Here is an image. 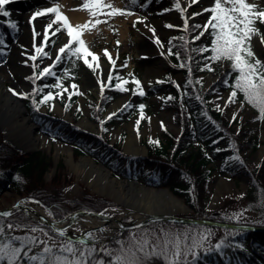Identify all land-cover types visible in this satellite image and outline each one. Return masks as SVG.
Masks as SVG:
<instances>
[{
  "label": "rangeland",
  "instance_id": "rangeland-1",
  "mask_svg": "<svg viewBox=\"0 0 264 264\" xmlns=\"http://www.w3.org/2000/svg\"><path fill=\"white\" fill-rule=\"evenodd\" d=\"M83 2L84 0H8L3 6L9 15L5 16L3 13L0 14V29L5 32L3 35L4 44L0 45L1 80L11 92H13L12 89H16L18 92H29L33 88L30 78L31 74L35 70L41 72L44 67L55 61L53 67L48 72V81L44 82L43 92V95L49 91L53 92L54 98L44 103L41 106V111H50L53 116L65 119L64 121L67 122H71L73 119L72 115L77 114L79 115L77 126L81 129L85 128L89 133L96 135L99 133L101 136L108 138L110 142L111 140L114 141V143H119L120 138L123 137V153L125 155L142 157L143 150L140 152L131 151V143H139L142 148L146 141L154 143L159 139L165 140L164 128H167L174 134L179 131V127L174 121L173 113L163 107L164 94L156 90L153 85L169 73L175 82L181 83V73H174V70L178 69V67L170 53L169 38L176 32L175 27H182L185 22V17L187 18V23H205L210 12L201 11V9L206 8L211 0H195L193 3H189V0H111L113 6L130 9L131 14L101 16V22L99 24L84 30L82 33V38L86 41L87 46L99 56L100 66L98 68L89 67L79 59L73 58L72 55L65 56L61 60H55V51L66 42V30L60 28L62 21H56L54 19V13H41L34 17L32 16L33 12H37L44 7H51L55 4L69 18V21L70 17L67 15V12L78 13L80 16L84 15L85 18L82 21H77L76 24L90 23L96 17H90L88 10L80 7ZM177 2L184 8L183 15L178 8L174 7V4ZM248 2H260L261 5H264V0H248ZM193 12L198 13V15L193 16ZM137 17L141 19H137ZM7 19L11 20V26L14 27V30H10L4 25ZM50 24L51 27L46 28ZM170 24L173 27H169L168 25ZM153 28L155 32L152 31ZM260 28L263 30L261 36H264V27L260 25ZM33 29L36 33L35 36H33ZM45 30L48 33L47 41L44 40ZM198 32L190 33L189 35L193 36ZM261 36L253 37L251 44L258 54V57L264 60V42H261ZM156 37H159L161 43L156 42ZM40 45H43V51H47L50 55L45 57L41 53L33 61L31 56L36 55L35 47ZM105 48L108 49L111 55V61L108 55H105L103 52ZM258 50L261 51L259 52ZM60 56L62 57L63 53H60ZM168 59L173 60L172 63L164 65L163 61ZM209 63L213 70L206 68V71L199 75L201 86L204 91L213 87L212 92L208 96L209 101L214 107L224 109L228 122L231 124L235 134H239L240 129H242L239 123L243 122V126L250 129V131L247 133L240 132V136L245 140L251 133L260 142V147L256 151H252L249 148L242 150V155L248 158L251 164L257 165L264 158V121L262 122L257 117V114L250 106L240 101L237 94L230 101L228 97L232 89L217 85L219 81L218 70L231 66V63L225 60H218L215 62H207L206 64ZM154 67L158 70L157 76L145 80L148 70H152ZM111 70L117 71L123 83L126 81V89L115 93L110 103L124 99V104L120 109L125 108V112L123 116H120L121 118L115 117L114 120L103 121L100 132L96 127L93 130L88 129L84 127L82 121L89 114V119L94 122L93 113L89 105L92 101L98 99L99 91L106 87L109 79L108 73ZM133 77L141 81L140 88L143 89V94H141L139 89V91H136L135 87L132 88V84H135ZM128 78L131 80L130 82ZM73 83L76 87H73ZM101 84L104 85L103 88H101ZM56 85L60 86L56 87ZM74 92L78 93L79 97L76 103L67 110L65 108L66 96ZM19 97L22 99V96ZM24 104L26 105L25 101ZM58 104L64 107V111L59 109ZM141 104L145 105L143 110L139 107ZM141 111L144 113L143 116L140 115ZM233 113H235V116H233ZM28 118L30 119V117ZM138 119L140 122L137 125L136 121ZM6 122H4L3 126L0 125L3 130L7 129ZM34 125L36 128L39 127L36 124ZM37 130L40 129L38 128ZM14 132L19 134L20 129ZM0 134L1 137L3 136L5 138L6 132L0 129ZM41 134L44 133L41 132ZM52 141L53 143L57 141L63 142L60 139H53ZM63 143L73 148L70 143ZM194 143L198 146L197 141ZM40 151L43 152L42 154L44 156L51 157L54 155L53 150L48 151L46 148H41ZM66 158L67 156L65 154H61L57 160L58 163L63 164V171L72 175L73 182L63 188L62 195L65 198L81 197L85 194L86 190L89 192L91 190L84 182H78L74 173L69 172L67 166H65L66 163L64 160ZM73 158L74 161H77L79 158L75 150ZM211 166L212 173L208 184L210 194L208 211L215 213L220 207L222 208L227 198H234V201H232L229 207L223 209L224 212H228L233 216L238 213L240 218L255 219L257 214L248 211L245 202L241 201L246 194L248 181L246 179L237 180L230 178L226 170L222 167L221 161L216 160ZM113 170L116 175L123 174L119 167L116 169L113 168ZM55 172L56 167L54 170L51 169L47 172L46 178L48 182L55 175ZM23 198L13 191H5L0 195V209L7 208L13 205L18 199ZM24 199L41 205L49 215V210L38 201ZM111 210L118 212L119 208H112ZM178 214L189 215L191 211L180 210ZM50 216L53 217V215ZM150 226L131 230L130 235L127 236H124V233L127 232L125 231L119 236L112 237L116 242V247L112 249L119 250L120 245L117 242L121 240L124 241V248H128L129 245L136 247V241L141 240L145 236L149 238V244L146 246V250L150 249L152 244L157 243L158 236L163 240L165 233L171 236H169V239H174L173 234H179L182 241L185 233H187L190 239L187 240L189 245L192 243L193 237L197 238L198 236V233L192 228L175 229L161 226L152 229ZM88 228L92 227L76 224L70 228L69 232H82L84 234V230ZM91 231L94 236L100 239L94 241L90 237H87L90 245L95 244V247L100 248L108 244V241L104 240L107 237L104 232L99 231V229H92ZM158 231L164 234H157ZM27 233L33 236H39L42 243L39 247H35L32 243L27 244L24 251L30 250L31 255L40 252L44 247V242H47L49 245H54L56 251H59V245L65 243L67 240L65 238L63 240H56L40 230H31ZM202 233L205 232L202 231ZM0 241L4 242L2 236H0ZM75 246L77 249L82 248L78 242ZM181 248L183 249V244H181ZM140 256L142 260L145 259L143 254H140ZM181 256L183 258V251ZM192 260V256L189 253L188 264L192 263ZM25 261L27 262L26 258Z\"/></svg>",
  "mask_w": 264,
  "mask_h": 264
},
{
  "label": "trees",
  "instance_id": "trees-1",
  "mask_svg": "<svg viewBox=\"0 0 264 264\" xmlns=\"http://www.w3.org/2000/svg\"><path fill=\"white\" fill-rule=\"evenodd\" d=\"M255 5L258 6V10L264 9V6ZM256 23L259 22L254 21V26L257 28ZM194 25L196 24L188 25L187 29H179L170 40L171 53L184 75L182 87H177L172 80L157 87L158 90L165 93L164 107L173 111L174 120L181 126V132L173 134L170 131H165L166 141L147 142L152 166L148 165L144 159L136 157H126L125 159L135 167L137 165L143 167L139 172L142 179L169 187L176 195L184 199L193 211L192 217L200 216L234 224L264 226V159L254 166L241 155V151L245 148L256 151L260 147V142L251 133L245 140L240 136V133L235 134L225 112L209 104L208 95L212 88L203 92L198 75L206 70L204 64L207 60H217L211 59V49L203 52L198 49L207 45L208 41L211 43L212 29L209 27L204 30L199 39L192 40L188 34L196 29ZM259 33L260 29L252 37ZM65 54H67V50ZM73 56L78 58L75 53ZM237 74L238 70L233 68L219 70L217 85L233 88ZM229 79L231 82L225 83ZM118 82V76L114 73L110 81L111 91L115 92L119 89L114 86ZM35 88L36 92L32 91L27 97V107L30 115L44 131L74 144L78 152L92 155L105 162H109L112 156L116 157L115 161L118 160V156L122 155L121 148L109 145L107 138L85 132L74 123L42 114L32 104L33 97L37 101L41 98L42 87L36 85ZM237 94L245 104L255 110L258 118L264 121L259 109L247 101L241 91L237 90ZM111 97V93H103L100 101L92 104L91 109L95 120H98V116L104 111L105 105ZM76 99V94L71 95L68 106L75 103ZM240 125L242 126L241 133L250 131L243 126V123ZM196 139L200 141L199 147L193 145V141ZM235 156H238L239 159H234ZM218 157L221 158L223 168L232 179L248 181L246 195L241 201L245 202L248 211L257 214L255 219L239 217L237 220L235 216L224 212L223 209L229 207L234 198H227L222 208L220 207L215 213L207 210L209 204L208 181L212 173V168L208 165ZM52 166L53 162L50 157L44 156L42 152H19L8 142L3 141L0 134V195L5 190H11L20 196L36 199L53 214L56 220H61L78 210L103 212L115 205L88 190L79 199L64 198L62 190L73 182L72 175L63 171V164L59 163L55 175L48 182L46 174ZM17 224L24 226L17 227ZM0 225H3V232L0 233V236L3 237L5 243L9 238L28 234L27 232L33 230L34 226L37 230L43 229L40 231L49 237L63 240L55 235L50 228L34 222L22 211L8 217L0 216ZM161 226L175 229L192 228L198 233L197 238L202 234V231L208 233L203 242L207 251L204 247L199 248V255L195 258L194 264H264V236L252 230L169 222L154 223L150 228ZM130 233V231L126 232L124 236L130 235ZM157 234L164 233L158 231ZM35 237L40 241L39 236ZM104 240L108 241L104 247H116L114 238H105ZM188 240L190 239L188 238ZM217 241H223L221 249L215 247ZM13 243L15 246H19L18 241L13 240ZM27 244H25V248ZM34 245L39 247L42 243L40 241ZM96 248L99 249V247ZM96 255L97 258L104 256L106 260L110 259L101 252H97ZM2 264H7V261H3ZM25 264H27L26 261ZM145 264H164V261L162 257L153 256L148 258ZM190 264H193V260Z\"/></svg>",
  "mask_w": 264,
  "mask_h": 264
},
{
  "label": "snow or ice",
  "instance_id": "snow-or-ice-1",
  "mask_svg": "<svg viewBox=\"0 0 264 264\" xmlns=\"http://www.w3.org/2000/svg\"><path fill=\"white\" fill-rule=\"evenodd\" d=\"M8 0H0V12L5 16L9 15L7 11L4 10L3 5H5ZM195 0H189V3H193ZM88 10L90 17H96L89 22L83 24L77 23L73 25L69 18L60 10V8L53 4L51 7H44L39 9L37 12H33L32 16L39 15L41 13H54V19L56 21H62L60 28L66 30L65 43H63L57 50L55 54V60L61 59L60 53L67 50L68 54L75 53L78 57L82 58L84 63L89 67L98 68L99 56L96 52L92 51L88 46L86 41L82 38V33L86 29L95 27L101 22V16H115L117 14H131V10L127 8H121L113 6L111 0H84L83 4L80 5ZM174 7L178 8L183 15L184 8L177 2ZM201 11L210 12L207 20L203 24L194 25L195 28L200 29L196 35L191 37L192 40L199 39V36L203 34V30L212 29V39L211 43L200 47L198 50L203 52L207 49L212 51V60L218 59H228L231 62L233 69L238 70V74L235 76V83L232 88V92L228 99L231 101L235 98L237 90L241 91L246 100L256 106L261 117L264 118V61H262L256 53L253 51L251 44V37L254 33L258 32L254 26V21L259 18L261 22H264V9L258 10V6L249 3L248 0H211L206 8L201 9ZM193 16L198 15V13L193 12ZM137 19H141L137 17ZM173 27V25H168ZM185 29L188 28L187 18L185 17V22L182 25ZM51 27V24L46 26ZM58 31V30H57ZM155 32V29H152ZM35 30L33 29V36H35ZM48 33L45 30L44 40L47 41ZM261 42H264V36L260 37ZM156 42L161 43L159 37H156ZM119 43V41H117ZM36 55H32L31 59L34 61L37 59V55L41 53L43 56L47 57L50 54L47 51H43V45L35 47ZM105 55H108L111 61V55L108 49H103ZM27 55V53H26ZM177 55H179L177 53ZM91 57V60L89 59ZM207 59V58H206ZM27 63V61H25ZM53 63H50L39 73L40 76H44L53 67ZM35 67V65H33ZM205 68L213 70L211 64H205ZM35 75V73L33 74ZM54 75V73H53ZM111 73H109V77ZM137 88L143 94V89L140 88L141 81L133 77ZM126 83V81H125ZM225 83H228L226 80ZM60 85H56L59 87ZM101 84V88H103ZM115 87L125 90L123 88V83L118 82L114 85ZM73 87L76 85L73 83ZM179 87V84H177ZM14 94L17 96L28 97V92H18L16 89H12ZM33 93L36 92V88L32 89ZM71 95V93H69ZM54 98V93L49 91L45 93L39 101L34 97L32 98V104L39 109L41 104L46 103ZM54 107V105H52ZM67 104L65 107L67 108ZM141 110L145 105H139ZM109 116L112 113L108 114ZM141 116L144 115L143 111L140 113ZM235 116V113H233ZM107 118V117H105ZM139 119L136 121L139 124ZM102 123V122H101ZM138 132V130H137ZM55 139V137H53ZM159 143V141H156ZM234 159H239L238 156L233 157ZM19 178V177H17ZM243 195V193H241ZM10 210H4L0 212V216H9ZM49 215L52 213L49 211ZM235 218L239 220V214H235ZM17 227H23L24 225H16ZM11 227V225H9ZM36 227H33V231H36ZM43 231V229H40ZM54 231L60 236H65L66 229L64 227H56ZM103 231V229H99ZM163 231V230H161ZM3 232V225H0V233ZM174 239H169V234L165 233L163 240L157 237V243L152 244L151 248L146 250V246L149 244V238L147 236L143 237L141 240L136 241V247L129 245L128 248H124V241H118L120 245L119 250H113L112 248H106L101 246L99 249L95 247V244H89L85 237H90L92 240H98L99 237L93 235L92 231L84 233V236L80 237L78 241H73L70 237L67 238L65 243L59 245V251H56L54 245H49L44 242V247L40 252L35 255L30 254L29 251H24L25 244L27 243H40L35 236L25 234L24 236H16L9 238L5 243L0 241V264L3 261H7V264H25V258L27 264H145V261L150 257L163 258L164 264H188L189 253L193 258V264L195 258L199 255L198 249L201 247L205 248L204 240L206 239L208 233L200 234L199 238L193 237L192 243L189 245L187 243L188 236L187 233L184 235L183 241L181 240L179 234H173ZM13 240L19 242V246H15ZM79 243L82 248L77 249L76 243ZM183 244V249L181 248ZM223 241H217L215 247L221 249ZM243 247V245H240ZM183 251V258L181 253ZM77 252L79 253L77 255ZM104 253L105 256L110 257V259H105L104 256L97 258L96 253ZM140 254L144 255V260L141 259Z\"/></svg>",
  "mask_w": 264,
  "mask_h": 264
},
{
  "label": "water",
  "instance_id": "water-1",
  "mask_svg": "<svg viewBox=\"0 0 264 264\" xmlns=\"http://www.w3.org/2000/svg\"><path fill=\"white\" fill-rule=\"evenodd\" d=\"M1 128V126H0ZM2 129V128H1ZM36 130L38 128H35ZM2 131H4L2 129ZM8 138V137H7ZM32 148H21V150H30ZM56 160V159H54ZM68 169L71 172H74L75 167L81 168L80 162L78 163H71L66 162ZM95 166H97L94 163ZM105 171V170H103ZM97 171L95 169L86 170L85 173L81 177V181L86 183L88 187L93 190L96 194L103 196L107 199H110L114 203L122 206L125 209V215H139L141 219L139 221H132V222H125L120 217H115L110 214L105 213H93V212H77L70 216V220L68 223L64 224L63 226L65 229L72 225L73 222L76 221L77 217L83 213H87L94 217L98 218H109L111 221L116 224L122 231L130 230L145 226L150 223L154 222H176V223H185V224H202V225H209V226H218V227H233V228H245L251 229L256 233L261 235L264 234V227H252V226H237L231 225L227 223L215 222L212 220H207L203 218H191L187 216H180L175 214V211L172 210L168 203L163 201L162 193L160 194H153L152 192L144 189L138 183L130 181V180H120L118 178H114L111 176L110 173L105 171ZM165 194L170 193V191H165ZM186 208V207H185ZM18 209H30L34 211V209L25 204L15 203L11 207L0 209V212L4 210H10V213L14 212ZM40 221L50 226L53 231L56 228V223L52 221L50 218L45 216L39 215ZM55 232V231H54ZM56 233V232H55ZM65 237L67 235L65 234Z\"/></svg>",
  "mask_w": 264,
  "mask_h": 264
},
{
  "label": "bare ground",
  "instance_id": "bare-ground-1",
  "mask_svg": "<svg viewBox=\"0 0 264 264\" xmlns=\"http://www.w3.org/2000/svg\"><path fill=\"white\" fill-rule=\"evenodd\" d=\"M67 15L70 17V21L72 24H76L77 21H82L85 17L80 16L78 13L67 12ZM58 50V49H57ZM55 51V54L57 52ZM171 63V60L168 59L163 61L164 65ZM163 66V65H162ZM158 70L154 67L152 70H148L145 80L151 79V77L157 76ZM2 77L0 76V125H4V122L7 120V129L5 132L8 134L11 141L19 146L20 148H46L48 151L53 150L56 156H60L61 154H65L67 156V160L73 161V151L68 146L64 145L62 142L57 141L53 143L48 136H43L39 133H34V125L28 121L25 117V108L24 104L16 95L9 92L6 88L5 84L2 82ZM124 99L113 101L107 109L106 115L109 113H115L118 108L122 105ZM109 116V115H108ZM82 124L84 127L93 130L95 128L94 124L90 121L89 117H85L83 119ZM20 129V133L17 134L14 131ZM131 151L140 152L142 148L139 143H131ZM81 168L75 167L74 175L77 177V180L81 179L84 170L82 168H93L97 171H103L101 165L95 166L91 159L88 157H82L80 160ZM103 173H106L103 171ZM108 174V173H106ZM148 190L152 191V193H162L164 196L162 197L163 201L168 203V206L174 211H180L185 209L184 202L178 200L170 193L165 194L163 190H157L154 187H149ZM22 203L29 204L33 207L34 211L28 209L29 214L33 217L38 218V215L48 216L45 209L39 204L32 203L26 200H21ZM83 218H77L74 225H89L91 227L100 228L103 224H110L111 221L109 219H95L92 221V218L88 216H81ZM118 231L117 227L114 229L103 230L104 233L112 234ZM79 234V232H69L68 235L75 237Z\"/></svg>",
  "mask_w": 264,
  "mask_h": 264
}]
</instances>
